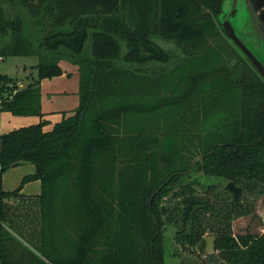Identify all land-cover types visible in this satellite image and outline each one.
I'll return each instance as SVG.
<instances>
[{
	"label": "trees",
	"instance_id": "1",
	"mask_svg": "<svg viewBox=\"0 0 264 264\" xmlns=\"http://www.w3.org/2000/svg\"><path fill=\"white\" fill-rule=\"evenodd\" d=\"M223 2L0 0V57L37 59L26 88L0 74V114L42 119L40 83L61 59L79 74V106L50 132L0 134V264H165L166 235L201 251L213 236L212 264H264V235L231 230L264 196V80L247 60L222 68ZM213 86L230 106L207 117ZM198 107L202 124L186 118ZM180 123L200 127L169 135ZM34 181L40 194L21 195Z\"/></svg>",
	"mask_w": 264,
	"mask_h": 264
},
{
	"label": "rangeland",
	"instance_id": "2",
	"mask_svg": "<svg viewBox=\"0 0 264 264\" xmlns=\"http://www.w3.org/2000/svg\"><path fill=\"white\" fill-rule=\"evenodd\" d=\"M224 9L225 11L228 10V3L226 0L224 1ZM232 24L240 30V28H243L245 24H247V17L245 13L241 12L236 18L231 19ZM218 28V27H217ZM235 28V29H236ZM218 30H220L218 28ZM248 41V40H247ZM262 41V40H260ZM247 46V45H246ZM231 47V56L229 59H225L222 68L229 67L230 64H232L234 67L238 65L237 62L245 61L246 59L241 55L237 49H235L233 46ZM259 59L264 64V50L261 48L259 52ZM255 53V52H254ZM3 59V61L0 63V74L6 75L9 78L16 80L18 83V86L20 89L26 88L29 83L33 81V79L36 78V71H35V65L37 64V59L32 57H0ZM60 61H66L65 59H61ZM59 61V62H60ZM225 70V69H224ZM237 75V74H236ZM212 90L214 92V96L211 99H208L205 106V114L207 117H214V111H221V109H225L230 106V102H228V96L225 91H220L217 88V86H213ZM201 107H198L197 111L195 109H191L189 114L187 115V119L196 121V124H202L205 121V118L202 114L198 115V117L201 119L196 120L197 113L201 112ZM219 108V109H218ZM221 108V109H220ZM177 118V116H175ZM204 118V119H203ZM40 119L38 117H15L11 115L10 113H3L0 117V124H1V133L7 134L12 131L27 128L33 125H36L38 123V120ZM176 123V122H175ZM182 123V122H181ZM179 129L175 126V124L171 125L169 135H192L195 131H197V126L194 124L192 129H188V127L184 128L185 124H181ZM186 144V143H185ZM185 150H187L188 147H183ZM193 149V147H192ZM34 173V167L29 164L21 165L18 167L10 168L7 170L2 177V183L3 188L6 191H11L19 186H21L22 179L28 175H31ZM214 183L219 184H227L223 180L213 179L211 180ZM205 183H209L207 180H205ZM27 185V186H26ZM25 187L24 192L31 193L34 183H27L22 186V188ZM22 193V190H21ZM232 235L234 238H237L239 236H246V235H252V236H263L264 235V196H259L256 199L254 210L250 215L243 216L241 218H238L232 222L231 225ZM208 237V236H207ZM205 248V246H204ZM215 255V261H217V253L214 252ZM214 261V262H215ZM165 264H212L210 257L205 254V249L203 251L197 249V247H189V249L184 250L179 245L175 244L171 236L166 235L165 236Z\"/></svg>",
	"mask_w": 264,
	"mask_h": 264
},
{
	"label": "crops",
	"instance_id": "3",
	"mask_svg": "<svg viewBox=\"0 0 264 264\" xmlns=\"http://www.w3.org/2000/svg\"><path fill=\"white\" fill-rule=\"evenodd\" d=\"M58 65L62 69L63 74L60 77L44 80L40 83V105L43 117L36 120H38V123L41 120L46 122L45 132H50L56 124L62 121L64 115L73 112L79 106V74L77 68L68 61H60ZM2 114H0V117ZM0 134H2L1 124ZM33 183L34 187L31 193L26 194L24 192L26 185L22 188L21 195L38 196L40 194V183L39 181H34ZM3 190L5 192L14 191H6L4 188Z\"/></svg>",
	"mask_w": 264,
	"mask_h": 264
},
{
	"label": "water",
	"instance_id": "4",
	"mask_svg": "<svg viewBox=\"0 0 264 264\" xmlns=\"http://www.w3.org/2000/svg\"><path fill=\"white\" fill-rule=\"evenodd\" d=\"M225 1V0H224ZM228 3V10L224 9V2L222 10L224 12L237 10L239 13H245L247 17V24L251 27L254 38H257L259 42L260 37L264 36V0H226ZM231 14V13H229ZM221 29L230 42L235 46V48L244 56V58L249 62L257 74L264 80V65L260 61L259 57L257 58L249 48V45H245L237 37L235 29L230 25L229 21L226 20L222 25ZM261 37V38H262ZM264 39V37H263ZM264 50V41L260 42ZM225 190L230 192L233 195V199L237 200L241 189L236 187L232 182L225 185ZM205 254L210 257L212 263L215 261L214 255V237L208 236L205 237ZM216 262V261H215Z\"/></svg>",
	"mask_w": 264,
	"mask_h": 264
},
{
	"label": "flooded vegetation",
	"instance_id": "5",
	"mask_svg": "<svg viewBox=\"0 0 264 264\" xmlns=\"http://www.w3.org/2000/svg\"><path fill=\"white\" fill-rule=\"evenodd\" d=\"M229 13H231V14H229ZM239 15V12L237 11V10H233V12L231 11H228V12H224L223 10H222V12H221V14H220V16L218 17V19H217V25L219 26V28L221 29V25L226 21V20H228L229 21V23H230V25L235 29L236 27L232 24V22H231V19H233V18H236L237 16ZM248 23V22H247ZM222 30V29H221ZM235 32H236V35H237V37L240 39V41L241 42H243L245 45H249V48H250V50L252 51V53L258 58L259 56V54H262L261 52L260 53H257V52H259L260 51V49L262 48L263 49V47L260 45L261 43L260 42H263L264 41V39H263V37L261 38L260 37V40H262V41H259V42H257L258 41V39L257 38H254V33H253V31H252V29H251V27L250 26H248V24H245L244 26H243V28H240V30L239 29H235ZM222 38L223 39H225V40H227L228 42H230V40L227 38V36L224 34V32L222 31ZM248 40V41H247ZM231 43V42H230ZM232 44V43H231ZM233 45V44H232ZM255 52V53H254ZM244 57V56H243ZM263 64V63H262ZM264 65V64H263Z\"/></svg>",
	"mask_w": 264,
	"mask_h": 264
},
{
	"label": "built area",
	"instance_id": "6",
	"mask_svg": "<svg viewBox=\"0 0 264 264\" xmlns=\"http://www.w3.org/2000/svg\"><path fill=\"white\" fill-rule=\"evenodd\" d=\"M3 61V59L2 58H0V63Z\"/></svg>",
	"mask_w": 264,
	"mask_h": 264
}]
</instances>
